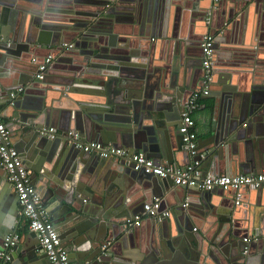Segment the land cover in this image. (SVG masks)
I'll return each instance as SVG.
<instances>
[{
  "label": "water",
  "instance_id": "obj_1",
  "mask_svg": "<svg viewBox=\"0 0 264 264\" xmlns=\"http://www.w3.org/2000/svg\"><path fill=\"white\" fill-rule=\"evenodd\" d=\"M28 1L34 3L36 8L20 10H27L29 15L24 16L19 12L13 16L11 12L9 16L5 8H12L15 12L14 3L0 0V92L5 98L4 101L0 100V108L1 114L6 118V128L11 137L15 134V128H19L20 138H13L12 145L22 157L33 185L37 192L41 193L42 201L51 206L48 209L50 220L59 232L70 259L76 261L84 256L83 260L92 261L94 264H129L130 253L124 251L125 242H129L136 232L135 234L120 232L118 235H112L116 240L114 239L115 242L108 247L106 243L111 237L96 235L98 231L102 234L104 228L108 230L117 227L119 231L126 228L125 219L133 215L121 212L122 205L124 203L130 205L133 200L132 197H127V190L131 187L127 188L126 184H120L118 180L116 183L119 185V190L109 196V192L116 188L108 185V172L101 181L102 171L117 169L124 175L137 179L132 180V183L142 184V180L152 181L154 186L152 197H162V194L158 195L156 183L166 185V181L175 187L183 195L182 197L188 193L197 197L195 201L187 199L186 203L182 198L176 211L173 212L182 226L177 232L179 240L187 243L188 248L191 245L195 250L188 252L187 248L184 252V257L191 259L189 264L204 262L252 264L253 260L255 262L259 260L258 264H264V246L260 248L263 252L258 255L259 258L250 259L253 250L258 248L254 242L242 241L248 232L233 233L236 242L233 250H228L219 244L220 234H214L211 240L203 231L205 225L203 229L201 228V220L218 218V215H214L215 207L211 204V197L217 192H229L231 193L229 197L233 199L236 190L225 191L216 187L206 191L196 187H179L168 178L163 179L146 174L142 170H134L133 163L124 159L101 158L95 152H84L64 140L66 132L73 130L77 131L81 142L97 141L123 148L129 154L139 153L156 163L161 161L165 166L178 165V156L184 154L189 158L185 165L193 160L201 161L199 151L195 156L188 154L178 133L181 114L191 94L201 85L200 79L203 73L201 39L197 44H193L190 42L191 37L187 38L183 33L178 35L176 31H181L185 25L175 20L172 24H168L170 33L165 35L166 37L158 34L152 26L151 29L146 27L140 31L135 29L138 32L134 31L133 34L119 41L118 34H115L117 32L115 26L120 21L122 24L127 21L117 17L121 14L119 5L126 0H116L113 8H108L110 3L105 0L88 16L85 11L81 12V19H75L74 8H76L75 4H80L78 0ZM167 2L164 0L165 5ZM262 8L264 9V5ZM206 12L204 10L197 13L194 19L203 22L206 28L212 27L217 12L211 15L209 24L205 22ZM219 13L221 12L218 11ZM54 15L68 17L64 22L66 25L55 27V23L48 20ZM135 19L137 23L145 25L143 20ZM232 19L233 16L228 18V20ZM234 20H237V16ZM174 24L178 28H172ZM223 24L227 26L222 20L220 28ZM53 30L65 32L51 36ZM208 33L215 38L213 43L215 59L219 49H223L224 34H215L213 29ZM233 33L237 34L236 28L233 29ZM152 37L156 38V42L148 46L142 45L146 38ZM227 37L225 35L227 40H236ZM168 38L171 40H167ZM158 48L162 50L160 58L157 55ZM195 48L198 49L199 54H196ZM59 53L62 56L78 54L86 61V75L92 76L93 80L98 77L103 80L104 87L92 92L95 97L104 99L103 102L72 104L67 92L55 94L57 87L51 84L49 69L58 60ZM123 54L128 56H122ZM47 56L52 57V62L43 72L42 78L36 79L38 66ZM33 58L35 61L32 62ZM215 67L216 62L212 70ZM18 88H22V91L15 98H11L10 93ZM220 88L223 93L213 97L217 98L221 95L220 105L225 106L226 116L223 115L222 129L212 130V135L209 137L210 150L205 153L206 157L201 163V168L205 170V174L213 170H215L214 175L224 174L227 153L231 150L236 151L234 144L237 142H242L244 147V139L249 140L247 144L249 146L246 148L247 162L261 166L264 162L261 152L264 148V87L254 94L251 101H243L238 108L237 104L233 105V99L224 100V96L232 91V88L228 90L225 84L220 85ZM75 106H81L83 109L71 113ZM3 110L9 112L8 115ZM246 124L250 127L251 124H256L255 132H241L240 129L242 126L246 127ZM49 127H54L56 138L53 140L41 134L43 129ZM260 168H264V164ZM240 170L239 173L249 174L248 171H243L241 165ZM98 175L99 178L96 179ZM1 178L0 176V180ZM82 182L87 185L81 186ZM144 185L146 188L150 183ZM244 189L256 199L257 205L264 206V186H243L237 192L240 193ZM13 193L15 195V192ZM114 197H118L123 202L119 207L113 206ZM15 199L17 200L16 195ZM86 201L89 206L85 204ZM244 202L249 203L250 199ZM8 203H10L11 217L7 222L0 220V253L4 252L8 255L7 264H51L41 252L38 237L31 232L26 233V220L20 216L18 225H14V221L18 218L17 204L11 201ZM193 203L199 204L201 214L194 211ZM184 215H187V218H184ZM231 216L237 218L233 211ZM169 217L161 220L149 219L163 223L167 222ZM229 217H223L225 218L223 221H227ZM221 219L222 217L219 220ZM112 221L114 224L111 223ZM189 224L196 225L200 229L199 232L190 233ZM18 227L21 232L19 238L24 241L16 243L10 249L3 248L5 237L16 234ZM95 227L96 230L92 229ZM119 242L124 245V248L119 246L120 252L116 251L117 246H114L119 245ZM208 242L211 247L205 249ZM104 246L107 248L102 249ZM182 264L186 263L182 262Z\"/></svg>",
  "mask_w": 264,
  "mask_h": 264
},
{
  "label": "crops",
  "instance_id": "obj_2",
  "mask_svg": "<svg viewBox=\"0 0 264 264\" xmlns=\"http://www.w3.org/2000/svg\"><path fill=\"white\" fill-rule=\"evenodd\" d=\"M9 1L14 3L13 9H15L14 12L12 8H5L8 10L9 16L11 15V12L13 13V16L19 14V12H22V15L26 16L29 15L27 14L28 11H22L20 9L36 8V5L28 0ZM78 1L80 2V4H75L76 8H74L75 19H81V12L83 13L84 11L88 16L91 11H95L98 9L96 8L98 4L102 5L101 2L105 0ZM108 1L110 3L108 5V8H113L116 0ZM167 1L168 2L166 5L164 4V0H151V2L149 0H126L122 2V5H119V11L121 12V14H118L117 17H122L120 20L127 19V21L125 20L124 24H122L121 21L118 22L119 24L115 26V28L117 27V32H115V34H118L117 36L119 41H122L127 36L133 34L134 31L138 32L146 27H149L151 29V27L154 26L153 30H155L158 34L167 36L168 33H170L168 24H172L175 20H179L181 24L185 25L181 29V31H176V33L178 35L183 33L187 38L191 37L190 39L192 40H190V42L193 44H197L202 36L208 33L210 29H213L215 34L218 35L223 33V49H219L216 58L213 60V65L214 62H216V67L214 70H212V83L210 85L209 95L200 99L199 107L192 113V118L195 123V134L197 136V147L199 148L197 151H199L198 154L204 156V158H200L201 161L199 170L201 173V177L264 174V168H260L264 164V162L261 166H256L254 164L252 165L247 162L248 154L246 153V148L249 146L247 145L249 141L247 139H244L243 141L244 147L242 142H237L234 144V148L236 149V151L234 152L233 150H231L229 153H227L225 160L226 165L223 168V171H225L224 174L214 175L215 170H213L212 172L209 171L207 174H205V170L201 168V163L206 157L205 153L210 150L209 137L212 135V130L220 131L222 129L223 115L226 114L225 106H223L222 104L220 105V100L222 98L221 95L217 98L213 97L216 94L223 93L221 91L220 85H227L228 90L232 88V91L226 93L227 95L224 96V100L227 101L228 98L230 100L233 99V105L237 104V108L243 101H251L250 99H253L254 94L258 91H261L260 88L264 87V9L262 8L264 5V1L220 0L217 8L212 13H209L210 15L208 24L211 21V15L214 12H217L215 13L214 18L216 19L214 22H212V27L207 28L204 26L203 22L197 21L196 18L194 19V16L204 10L207 11V14L211 8V0ZM6 2L8 3V1ZM72 4L74 5V3ZM218 11H220L221 13L218 14ZM230 16H233L232 20H228ZM235 16H237V20H234ZM66 18L68 17L54 15L52 17H49L48 20H50L51 23H55V27H60L66 25V23H64L66 22ZM135 18H138V20H143L145 22V25L142 26L141 24L137 23V20ZM222 20L225 21L227 26L225 27L223 24V27L220 28ZM174 25L172 26V28H178L176 27V25ZM234 28L237 29L236 35L233 33ZM135 29H137L138 31ZM64 32L65 31L63 30H53L51 31V36L55 35L56 33ZM171 33L173 34V32ZM225 35L228 36L227 38L233 37L236 38V40H227L225 39ZM167 40H171V38H168ZM154 42H156L155 37L146 38L145 41L142 42V45L148 46L150 43ZM195 49L196 54H199L198 49ZM38 53L41 52L38 51ZM58 55V60L49 69V74L52 79L51 84L57 87V89H55V94H65V92H67L68 97L70 96V101L72 102V104H77L80 102L82 104L103 102L104 99L95 97L94 93H92L104 87L102 82L103 80L100 77L94 78L93 80L92 76L86 75V61L82 60V57H80L78 54L62 56V54L59 53ZM157 55L159 56V58L162 55L161 48H158ZM122 56L127 57L128 55L123 54ZM0 100H5L1 92ZM53 101H55V99ZM81 109H83L81 106H75L74 110H71V113H76L78 111H81ZM3 111H5V114L8 115L9 112H7L6 110ZM1 112L2 110L0 108V115L3 118V121L7 123L6 118L3 117ZM255 126L256 124H251V127L249 124H246V127L242 126L240 131H246V133H254ZM15 130V134H13L12 137L9 134V141L11 145L13 144V138H20L18 134L20 133L19 128H15ZM44 131L45 130L43 129L41 134H43ZM64 140H66L70 145V142L67 138H65ZM261 152L264 157V148H262ZM253 153L254 152H252V154ZM177 161L178 165L173 166H186L185 164H187L189 161L188 155L184 154V156H178ZM158 163L164 165L161 161ZM240 165L242 166L243 171H248L247 173L249 174L239 173L241 171ZM107 172L108 185L114 186L116 188L109 192V196L119 190V185H117L116 183L118 180L120 181V184H126L127 188L131 187L130 190H127V197H132L133 200H131L130 205L124 203L122 205L121 212L128 213L130 215L133 214L132 216L127 217V219L137 215L141 216L142 224L138 228H122V231H119L117 227L108 230L104 228L102 234L101 231H98L96 235L101 237H111L106 243V246L108 247L116 240L115 238H112V235H118V233L120 234V232H125L126 234L136 232V235H133L129 242H125L124 251L130 253L128 257L129 264H182V262L189 264L191 262V259H186L184 257V252L187 250L188 244H185L181 240H179V235L177 232L178 230H181L182 226L179 219L177 217H174L173 212L176 211L180 200L182 201V198L184 203H186V201H188L187 199H189L190 201H195L197 197H195L194 194L190 193L182 197L183 195L179 191H177L175 187L169 184L168 181H166V185H158V183H156L157 190L159 191L158 195L162 194V197H152V190L154 189V186L152 185L153 183H151L152 181L142 180V184H136V182L132 183V180L137 179H134L130 175H124L123 173L117 171V169H108L102 171L101 181H103ZM0 176L2 177L0 180V220H4L5 222H7L11 217L9 213L10 203L8 202L11 201L17 204V200L15 199V195L13 193L14 191H12L13 186L7 181L6 174L2 166L0 167ZM97 178H99V175L96 177V179ZM148 182L150 183V186L146 185L145 188L144 184ZM80 184L84 187L85 185H87V183L84 184L83 182ZM7 188H9V190ZM38 194L42 199L41 193ZM230 194L231 193L229 192H217L213 197H211V204L215 207L214 215H218V218H210L208 221L201 220V228L203 229L205 225L203 231L211 240L213 239L214 234H220L219 244L221 245V247L227 248L228 250H233V245L236 242L234 241L233 233L237 234L239 231L248 232V234H246L245 236L246 238H243L242 241H244V239H247L246 243H256L258 249L253 250V254H251L252 256H250V259H254L257 257L259 258L258 255L263 252L262 250H260V248L264 246V206L262 204L257 205L255 201L256 199L251 197V193L247 191V189L240 191V193H238L236 190L234 195L232 193L233 199L229 197ZM237 194H241V199L240 203L236 205L235 201ZM153 199L159 200V214L163 212H168L170 214L169 220L167 222L156 223L153 220L151 221L149 217L143 215V205L145 203H150ZM248 199H250L249 203L244 202ZM113 201L114 207H119V205L123 203L118 197H114ZM43 204L45 205V208L48 212V209H50L51 206H48L44 202ZM85 204L87 206L90 205L88 204V202ZM198 205V203H193V209L195 212L201 214L202 211H200ZM16 208L18 212V218L14 221L15 226L18 225V221L21 219L18 205ZM232 211L234 213V216H237V218L231 216ZM185 217L187 218V215H184V218ZM220 217H222L221 220H219ZM223 217H229V219L227 221H223L225 219ZM111 223L114 224L113 221ZM85 225L86 224L84 223V227ZM92 229L96 230V227ZM199 230L200 229L194 224H191L190 228H188V231H190V233L192 234L199 232ZM29 232L30 231H28L26 225V233ZM20 233V227H18L16 234L20 236ZM23 241L24 240L21 239L18 242ZM108 242H110L109 245ZM118 244L119 245H114L117 246V248H114H116V251L120 252L119 246H121V248H124V245L123 243L120 244V242ZM62 245L64 246L63 242ZM209 246L210 243L208 242L205 245V249L209 248ZM65 249L67 250L66 247ZM187 251L195 252L191 245ZM83 259L84 256L81 258L79 257V259L73 262L78 264H94L92 261L88 262L87 260ZM200 261H202V259ZM258 262L259 260L256 262L253 260L252 264H258ZM203 264L211 263L204 262Z\"/></svg>",
  "mask_w": 264,
  "mask_h": 264
},
{
  "label": "built area",
  "instance_id": "obj_3",
  "mask_svg": "<svg viewBox=\"0 0 264 264\" xmlns=\"http://www.w3.org/2000/svg\"><path fill=\"white\" fill-rule=\"evenodd\" d=\"M220 0H211V8L207 13L206 23L209 22V13L213 12ZM214 36L206 33L201 38V54H202V77L201 85L194 91L184 111L181 114L180 125L178 126V133L182 138L191 156L197 155V136L195 134V123L192 118V113L199 107V101L202 97L209 95L210 85L212 83V65L214 60L213 43ZM65 46V45H63ZM71 47V45H68ZM35 59H32V62ZM52 62V57L47 56L43 63L38 66L36 79H41L42 74L46 71L48 65ZM22 91L18 88L10 93L11 98H15ZM47 139H54L56 134L53 128H48L43 132ZM70 144L81 149L84 152H95L101 158L117 157L124 159L126 162L133 163V168L136 171L142 170L146 174H152L159 178L170 179L174 185L179 187H196L199 190L210 191L213 188L220 187L227 190H239L243 186H264V174L256 175H233L221 177H201L199 170L200 161L193 160L184 167L173 165H162L156 163L151 158H147L139 153L129 154L123 148H116L111 145H106L97 141L81 142L79 141L78 133L69 130L65 134ZM204 158L203 155H199ZM0 164L5 171L7 181L13 186L15 195L17 197V205L20 216L26 220L28 231L34 233L39 240L41 252L46 255L51 264H78L70 259L68 251L62 245L58 231L50 220V216L38 194L35 186L32 183L30 174L25 167L22 158L17 150L11 145L9 141V132L6 128V123L0 115ZM241 194L236 195L235 204H239ZM160 204L158 199H153L150 203L143 205L144 216L149 218L168 217V212L158 213ZM142 217L137 215L128 218L124 221L127 229L136 228L141 225ZM19 241L18 234H11L5 237L3 241V248L10 249ZM246 242L247 239H244ZM110 242H108V245ZM106 246L103 247L105 249ZM9 260L8 255L4 252L0 253V264H7Z\"/></svg>",
  "mask_w": 264,
  "mask_h": 264
}]
</instances>
